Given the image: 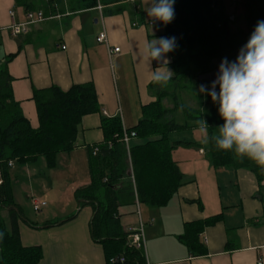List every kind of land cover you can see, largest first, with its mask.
<instances>
[{
	"label": "crops",
	"instance_id": "crops-1",
	"mask_svg": "<svg viewBox=\"0 0 264 264\" xmlns=\"http://www.w3.org/2000/svg\"><path fill=\"white\" fill-rule=\"evenodd\" d=\"M26 1L36 4L38 9L32 11L36 14L49 0ZM17 2L0 0V67L7 68L11 93L22 115L37 127L33 92L51 86L66 90L91 82L99 106L98 112L82 117L76 147L58 153L54 167L47 165L44 156L17 162V167L16 161L8 165L12 200L23 216L17 223L19 241L23 246H40L42 256L36 264H107L102 245L90 236L91 206H79L71 195L90 182L87 147L103 141L101 117L118 116L122 127L131 129L142 117L143 105L155 99L141 50L145 40L167 37L166 26L147 16L149 0H52L55 11L28 24L24 32L13 33L12 24L27 20L24 5ZM102 30L118 52L108 55L106 44L96 41ZM167 58L174 72L171 52ZM158 66L157 61L151 62V69ZM197 130L190 137L202 147H177L171 153L182 173L172 197L163 206L135 202L119 208L121 225L125 230L141 225L142 249L149 264H264V190L258 194L256 177L247 169L214 167L206 144L193 135ZM143 142L134 138L125 145L127 178L132 184L129 146ZM40 157L44 161L40 166L55 169L46 177L32 166ZM75 169L82 174H69ZM41 176L45 181H38ZM20 183L28 184L21 193ZM17 191L24 203L18 201ZM63 194L66 205L61 201ZM27 198L32 207L33 200L44 202L35 217L26 210ZM0 218L8 227L6 208H0ZM195 220L208 221L198 234L204 254L181 240L184 225Z\"/></svg>",
	"mask_w": 264,
	"mask_h": 264
},
{
	"label": "trees",
	"instance_id": "trees-1",
	"mask_svg": "<svg viewBox=\"0 0 264 264\" xmlns=\"http://www.w3.org/2000/svg\"><path fill=\"white\" fill-rule=\"evenodd\" d=\"M17 1L26 12L38 9L32 2ZM216 1L215 4L214 0H175V18L165 25L167 37L177 38L178 46L171 52L175 75L164 87L150 83L155 87V99L143 105L136 126L125 129L134 132L129 142L134 138L144 140L129 146L133 184L127 178L128 155L121 140L124 128L118 116H102L103 141L87 147L90 182L76 188L73 196L83 200L79 206H91L90 236L102 245L107 264H145L143 249L128 244L130 231L121 225L119 208L134 206L135 202L165 205L181 184L182 173L171 156L172 151L177 147L203 146L190 137L198 129L197 120L207 121L209 137L216 134V126L224 123L218 114V104L210 96L199 93L201 84L209 88L211 85L198 76L219 66L225 57L235 60L257 21L264 20V0H235L243 12L242 26H235L236 17L226 12L223 0ZM47 4L42 9L43 16L55 11L52 0ZM11 57L13 54L7 60ZM10 80L3 65L0 67V208L16 206L17 210H8V227L0 218V264H36L42 256L40 246H23L19 241L17 223L23 216L12 200L8 163L30 162L44 156L47 165L54 167L58 153L76 147L82 117L98 112L99 106L91 82L74 84L66 90L57 86L35 90L38 125L33 128L14 101ZM205 151L216 168L251 171L258 183V194L264 190V174L252 160L216 149L211 139ZM207 223V220H195L184 225L181 240L188 246H198L199 254H204L205 248L199 244L198 234ZM120 256L123 262H109L110 258Z\"/></svg>",
	"mask_w": 264,
	"mask_h": 264
},
{
	"label": "clouds",
	"instance_id": "clouds-1",
	"mask_svg": "<svg viewBox=\"0 0 264 264\" xmlns=\"http://www.w3.org/2000/svg\"><path fill=\"white\" fill-rule=\"evenodd\" d=\"M174 4L175 0H149L145 11L149 18L167 25L175 18ZM177 46L175 36L145 40L141 56L149 66L150 82L163 87L173 78L175 73L168 67L167 54ZM152 61L159 66L151 69ZM199 93L218 104V114L224 121L216 126L218 132L209 137L207 121L197 120L201 142L208 144L211 139L216 149L232 151L237 158L247 157L264 174V20L257 21L234 61L227 57L221 60L210 88L201 84Z\"/></svg>",
	"mask_w": 264,
	"mask_h": 264
},
{
	"label": "built area",
	"instance_id": "built-area-1",
	"mask_svg": "<svg viewBox=\"0 0 264 264\" xmlns=\"http://www.w3.org/2000/svg\"><path fill=\"white\" fill-rule=\"evenodd\" d=\"M34 14L35 13H33L32 11H28L26 13L27 20L25 22L12 24L11 28H12L13 33L24 32L25 28L28 24L44 20V16L42 15L41 11H38L35 15ZM96 41L103 42L106 44L108 55H112L113 53H116L119 51L118 47H111L108 44L107 38H106V33L104 30H102L97 35ZM133 135H134V132H127L124 129L123 135L121 138L122 142L125 145H128L129 140H130V136H133ZM94 152H95V149H94ZM8 165L9 166L12 165V162H9ZM43 205H44V202H39L38 200H33V208L35 211L39 210L41 208V206H43ZM128 230L130 231V235L128 236V244L135 247V248H143V233H142L141 225L138 228H129ZM117 261L123 262L124 261L123 256L112 257L109 260L110 263H115ZM145 264H149V263L145 262ZM257 264H261V262L259 261Z\"/></svg>",
	"mask_w": 264,
	"mask_h": 264
},
{
	"label": "rangeland",
	"instance_id": "rangeland-1",
	"mask_svg": "<svg viewBox=\"0 0 264 264\" xmlns=\"http://www.w3.org/2000/svg\"><path fill=\"white\" fill-rule=\"evenodd\" d=\"M223 2H224V4H225V9H226V11H227V13L229 14V15H234L235 17H236V24H235V26H242L243 25V18H242V9H241V7H239V5L237 4V3H235V0H223ZM233 17V16H232ZM193 80V79H192ZM195 81V80H194ZM193 81V82H194ZM190 103H191V101H190ZM218 132V129L216 128V130H215V133H217ZM193 135H194V137L196 138V140L197 139H202V134L200 133V131L199 130H197V131H195L194 133H193ZM40 162H44L43 161V159H42V157H40V158H38V160H37V162H34V163H32V166L34 167V169H35V171H36V173L37 174H43L44 173V176L46 177L47 176V174H49L50 173V171L51 170H55V169H48L46 166H45V164L44 163H42V165L40 166ZM15 165V167H17V166H20L17 162L14 164ZM58 172H59V170L58 169H56V171H54V174H58ZM66 174V173H65ZM69 174H82V172H81V169H75V171H72L71 170V172L69 173ZM44 176H41V179L40 180H38V181H45V177ZM48 178H49V176H48ZM50 179V178H49ZM24 180H22V182H23ZM26 181V180H25ZM26 183H27V181H26ZM67 183H65V185H66ZM54 185V184H53ZM56 185V184H55ZM24 189H28V184H25L24 185V183H20L19 184V187H18V191H19V193H21L20 191H23ZM18 191H17V199H18V201H21L22 203H24V200H23V196L21 195V194H18ZM63 196L65 197V198H63V200H61V201H65V203H62L63 205H66L67 204V198H66V194H63ZM74 198H73V195H71V200H73ZM27 200H28V203H27V206H28V208L26 209L27 210V212L30 214V216L31 217H35V216H37L38 214H39V211H35L34 209H33V207H32V203H31V200H30V198H27ZM75 200V199H74ZM57 205V204H56ZM57 206H61V205H57ZM44 207V206H43ZM62 209V208H61ZM76 210V209H75ZM58 211H60V210H58Z\"/></svg>",
	"mask_w": 264,
	"mask_h": 264
},
{
	"label": "water",
	"instance_id": "water-1",
	"mask_svg": "<svg viewBox=\"0 0 264 264\" xmlns=\"http://www.w3.org/2000/svg\"><path fill=\"white\" fill-rule=\"evenodd\" d=\"M214 1H215V4H216L217 1L216 0H214ZM218 68H219V66L213 68L210 71H207L205 73L200 74L198 76V79L199 80H205V81H207L211 85V82L216 78V76L218 74ZM81 201H83V200L82 199H79L78 200V203H80ZM6 209L7 210H17V207L16 206H10V207H7Z\"/></svg>",
	"mask_w": 264,
	"mask_h": 264
}]
</instances>
